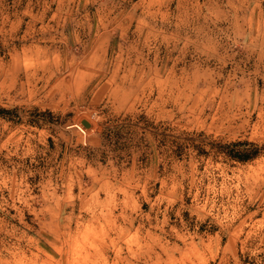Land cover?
<instances>
[{"label":"rangeland","instance_id":"obj_1","mask_svg":"<svg viewBox=\"0 0 264 264\" xmlns=\"http://www.w3.org/2000/svg\"><path fill=\"white\" fill-rule=\"evenodd\" d=\"M0 264H264V0H0Z\"/></svg>","mask_w":264,"mask_h":264},{"label":"trees","instance_id":"obj_2","mask_svg":"<svg viewBox=\"0 0 264 264\" xmlns=\"http://www.w3.org/2000/svg\"><path fill=\"white\" fill-rule=\"evenodd\" d=\"M236 157H237L238 159H241V160H242V159H245L246 156H244V155H240V156H236Z\"/></svg>","mask_w":264,"mask_h":264}]
</instances>
